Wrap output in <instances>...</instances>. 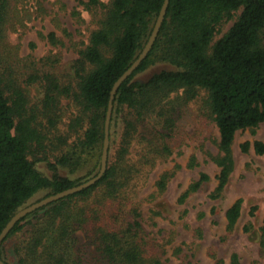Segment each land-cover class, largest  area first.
Instances as JSON below:
<instances>
[{
    "label": "trees",
    "instance_id": "trees-1",
    "mask_svg": "<svg viewBox=\"0 0 264 264\" xmlns=\"http://www.w3.org/2000/svg\"><path fill=\"white\" fill-rule=\"evenodd\" d=\"M164 0H82L97 24L72 63L75 87L61 85L49 73L44 106L60 97L71 99L77 114L69 123L71 143L60 136L65 151L54 161L44 151L42 123L29 113L23 91L0 71V232L10 217L37 192L48 196L94 176L100 166L104 120L110 91L146 43ZM4 3L0 0V27ZM234 19L213 42L218 25ZM57 43L54 32L47 34ZM164 63L145 79L138 74ZM206 92V107L218 133V171L209 197L222 194L233 167L232 144L238 131H254L264 123V0H169L164 18L146 56L117 87L109 120L106 169L92 185L48 203L20 218L0 242L7 264H161L148 255L139 213L128 209L125 193L158 158L171 155L181 104ZM186 103V102H185ZM48 121L54 122L51 116ZM142 143L136 162L130 148ZM240 150L264 155V141H244ZM30 157H33V159ZM43 161L50 172L35 166ZM89 163V164H88ZM193 160L189 165L192 166ZM83 170L71 178L61 168ZM164 171L155 181L164 191L173 176ZM206 173L178 197L180 204L209 181ZM41 199V198H40ZM241 215V200L225 210L226 228ZM264 230V211L262 219ZM248 229V226H245ZM14 263L5 246L14 237ZM229 264H240L231 254Z\"/></svg>",
    "mask_w": 264,
    "mask_h": 264
},
{
    "label": "rangeland",
    "instance_id": "rangeland-1",
    "mask_svg": "<svg viewBox=\"0 0 264 264\" xmlns=\"http://www.w3.org/2000/svg\"><path fill=\"white\" fill-rule=\"evenodd\" d=\"M1 1L4 17L0 27V71L20 87L29 113L42 123L46 138L44 151L34 157L46 155L54 161L66 149L58 137H67L68 143L75 137L68 125L77 110L72 100L64 97L51 107L44 106L42 76L49 73L61 85L75 87L72 63L97 26L94 14L83 6L82 0ZM233 20L225 19L218 25L213 42L227 31ZM49 32L55 33L57 43L47 39ZM164 66L156 63L137 77L145 79ZM206 97V92L200 89L195 97L181 104L171 155L145 166L148 169L143 176L124 194L127 207L139 213L143 247L149 256L158 257L161 264H229L233 253L240 264H264V155H257L252 149L242 152L239 147L244 141H264V123L254 131L246 129L236 133L232 144L233 167L227 184L218 199H211L209 195L218 171L212 160L218 154V133L207 110ZM47 116L54 122L48 121ZM141 146V141L131 145L132 163L136 162ZM190 160L194 161L192 166ZM35 166L42 174L50 175L45 162L36 161ZM59 171L74 178L83 170L71 171L65 167ZM164 171L174 174L166 189L160 192L155 181ZM202 172L208 174L209 181L180 204L177 201L180 194ZM44 194L45 191L37 192L27 205ZM236 199L241 200V215L228 230L225 210ZM20 239L18 235L5 246L4 254L10 263H14L13 243Z\"/></svg>",
    "mask_w": 264,
    "mask_h": 264
},
{
    "label": "water",
    "instance_id": "water-1",
    "mask_svg": "<svg viewBox=\"0 0 264 264\" xmlns=\"http://www.w3.org/2000/svg\"><path fill=\"white\" fill-rule=\"evenodd\" d=\"M169 0H164L162 3V6L159 10V13L156 17V20L153 24L152 30L150 32V35L144 44L141 51L138 53L137 57L132 61L130 66L116 79V81L113 83L111 91H110V97L108 100V106L105 114V120H104V137H103V144H102V150L100 155V166L98 172L88 178L87 180L74 185L70 188H67L65 190H62L60 192H56L54 194H50L48 196H45L35 202H32L28 205H25L24 207L20 208L18 211H16L8 220V222L5 224L3 229L0 232V242L2 239L6 236V234L9 232V230L13 227V225L23 216H26L27 214L31 213L32 211L48 204L53 201H56L60 198H63L67 195L73 194L81 189H84L92 184H94L105 172L106 169V161H107V151H108V124L110 120V114L112 109V99L114 96V93L117 89V87L121 84L122 81H124L131 73L132 71L138 66L140 61L146 56L147 52L149 51L150 47L152 46L153 41L156 38V35L158 33V30L160 28V25L162 23V20L164 18V14L166 11V7ZM0 264H7L3 262L0 258Z\"/></svg>",
    "mask_w": 264,
    "mask_h": 264
}]
</instances>
